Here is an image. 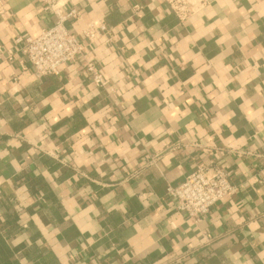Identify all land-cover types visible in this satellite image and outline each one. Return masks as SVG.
<instances>
[{
  "label": "crops",
  "instance_id": "crops-1",
  "mask_svg": "<svg viewBox=\"0 0 264 264\" xmlns=\"http://www.w3.org/2000/svg\"><path fill=\"white\" fill-rule=\"evenodd\" d=\"M48 1L0 0V264H264V0H59L110 41L36 78ZM209 163L237 191L193 223L167 188Z\"/></svg>",
  "mask_w": 264,
  "mask_h": 264
},
{
  "label": "built area",
  "instance_id": "built-area-1",
  "mask_svg": "<svg viewBox=\"0 0 264 264\" xmlns=\"http://www.w3.org/2000/svg\"><path fill=\"white\" fill-rule=\"evenodd\" d=\"M170 11L181 21H185L204 4V0H165ZM45 8L55 17V23L49 28L40 29L35 37L21 36L15 41L21 45L33 75L41 78L54 75L63 64L74 62L85 56L87 46L94 45L107 36L103 21L90 22L81 32L80 38L66 29L65 22L78 17L76 9L64 10L59 0L46 2ZM139 7L133 6V11ZM86 70L95 86H105V79L92 62H86ZM228 173L213 163L196 167L183 181L168 187L167 193L174 198L176 209L186 213L188 221L197 223L211 207L225 197L233 195L237 188L229 182Z\"/></svg>",
  "mask_w": 264,
  "mask_h": 264
}]
</instances>
